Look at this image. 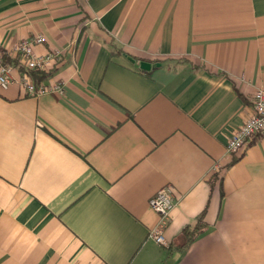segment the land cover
<instances>
[{
  "label": "crops",
  "instance_id": "0c3cea01",
  "mask_svg": "<svg viewBox=\"0 0 264 264\" xmlns=\"http://www.w3.org/2000/svg\"><path fill=\"white\" fill-rule=\"evenodd\" d=\"M36 35L63 92L18 65L0 88V264H264V136L226 149L264 88V0H0L1 50Z\"/></svg>",
  "mask_w": 264,
  "mask_h": 264
},
{
  "label": "built area",
  "instance_id": "2783aa9c",
  "mask_svg": "<svg viewBox=\"0 0 264 264\" xmlns=\"http://www.w3.org/2000/svg\"><path fill=\"white\" fill-rule=\"evenodd\" d=\"M44 41L42 35H36L20 41L16 46L17 54L22 56L23 63L29 70H44L50 65L54 56L38 55L35 52L36 44ZM13 66L4 60V53L0 49V88L7 89L14 81ZM21 84L31 96L41 95L49 91L63 92L62 84L46 85L42 82L36 83L31 77L25 75L21 78ZM264 136V88H258L253 98V112L246 121L236 128L226 141L227 151L234 155L249 145L255 136ZM214 171L219 169L218 164L214 165ZM150 206L158 213L159 220L150 230L149 237L157 243L167 245L164 235L165 229L170 220V213L175 206L173 186L170 184L160 188L150 199Z\"/></svg>",
  "mask_w": 264,
  "mask_h": 264
},
{
  "label": "trees",
  "instance_id": "16d2710c",
  "mask_svg": "<svg viewBox=\"0 0 264 264\" xmlns=\"http://www.w3.org/2000/svg\"><path fill=\"white\" fill-rule=\"evenodd\" d=\"M4 53V60L6 63L11 65H18L19 68L25 73V75L31 77L36 83H40L42 80H44L49 71L44 70H29L26 65L23 63L22 56L18 54L17 56H11L7 53L6 50H2ZM117 53H122L121 50L117 51ZM143 70V69H142ZM147 71V70H144ZM216 178L221 179L218 177V172L215 173ZM205 223L203 220V214L199 216L198 223L193 229L186 228L183 231V237L185 238V242L181 245V248H184L188 246L191 241H193L204 229Z\"/></svg>",
  "mask_w": 264,
  "mask_h": 264
},
{
  "label": "water",
  "instance_id": "95a60500",
  "mask_svg": "<svg viewBox=\"0 0 264 264\" xmlns=\"http://www.w3.org/2000/svg\"><path fill=\"white\" fill-rule=\"evenodd\" d=\"M129 60L133 63H137L143 70H151L154 67V64L148 61H137L133 57L129 56Z\"/></svg>",
  "mask_w": 264,
  "mask_h": 264
}]
</instances>
